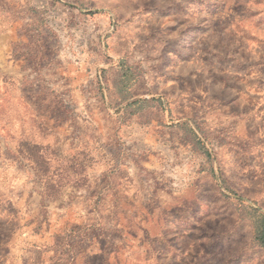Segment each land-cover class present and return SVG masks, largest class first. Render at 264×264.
<instances>
[{"label": "rangeland", "instance_id": "374dc122", "mask_svg": "<svg viewBox=\"0 0 264 264\" xmlns=\"http://www.w3.org/2000/svg\"><path fill=\"white\" fill-rule=\"evenodd\" d=\"M122 72L185 135L108 209ZM0 205L11 264H264V0H0Z\"/></svg>", "mask_w": 264, "mask_h": 264}, {"label": "crops", "instance_id": "0c3cea01", "mask_svg": "<svg viewBox=\"0 0 264 264\" xmlns=\"http://www.w3.org/2000/svg\"><path fill=\"white\" fill-rule=\"evenodd\" d=\"M126 74L121 73L119 78L117 79L118 84L115 82V90L117 89L116 98L118 101V108L116 111V118L119 116H123L124 113L129 112L130 115L128 119V125L122 128V136L124 137V141L126 144L130 146L129 152L130 154L128 157H126L125 160L121 161V164L118 166V170L122 171L121 176H118V173L116 172V179L114 180V183L110 186H106L103 191H101L104 194V203L105 207L108 209H112L113 207H117V205H112L111 201L107 198V195L109 192L111 193H118L119 198L117 201H119V206H121V201L123 198V190H125L126 187H123L124 176L127 177L129 171L135 172L138 170L139 165L141 167H144L142 165H151V157L149 148H151L152 151L157 147L161 148L163 150V153L168 154V152L172 155L173 151H169L173 146H181V142L183 141L181 139V135H185L183 132L181 133V120H179V117H176V119H173L169 114L165 111L159 110L156 106L150 105V99L154 98L153 94H149V90L146 89V91H141V88L137 85L132 87H129L127 89V86L125 84ZM119 84L122 85V88L120 89L119 93ZM118 86V87H117ZM140 92V93H139ZM139 93V94H138ZM142 102L145 107L141 110H134L136 105V102ZM119 119V118H118ZM185 126V125H184ZM183 126V127H184ZM161 132L166 134V138L160 137ZM146 143V148L143 150V143ZM139 144H141V147L138 148ZM150 145V146H149ZM170 155V157H171ZM134 161V163L132 162ZM146 161V163L143 164L141 161ZM144 161V162H145ZM127 190L129 188H126ZM101 190V189H100ZM5 203L7 202L2 198L1 205L3 206V211L8 210L5 206ZM0 205V208H1ZM0 223L3 227H8L11 223V219L9 217H6L2 215L0 217ZM16 237V236H15ZM14 238V235H13ZM12 241V240H11ZM7 245V244H6ZM6 245H1L3 248H6ZM10 247V244H8ZM8 249L7 255L3 256L0 259L4 258V261L8 260L12 261V258L14 257L12 254L11 249Z\"/></svg>", "mask_w": 264, "mask_h": 264}, {"label": "trees", "instance_id": "16d2710c", "mask_svg": "<svg viewBox=\"0 0 264 264\" xmlns=\"http://www.w3.org/2000/svg\"><path fill=\"white\" fill-rule=\"evenodd\" d=\"M140 103H142V102H136L135 104L137 105H139ZM145 106H141L140 107V109L139 110H141L142 108H144ZM264 241V237H263V235H262V237H261V242H263Z\"/></svg>", "mask_w": 264, "mask_h": 264}]
</instances>
